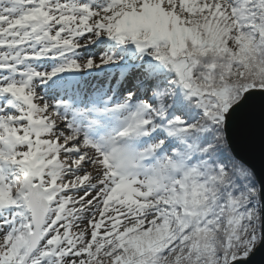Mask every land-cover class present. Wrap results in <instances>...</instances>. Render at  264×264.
Segmentation results:
<instances>
[{
	"label": "snow or ice",
	"instance_id": "obj_1",
	"mask_svg": "<svg viewBox=\"0 0 264 264\" xmlns=\"http://www.w3.org/2000/svg\"><path fill=\"white\" fill-rule=\"evenodd\" d=\"M264 253V0H0V264Z\"/></svg>",
	"mask_w": 264,
	"mask_h": 264
},
{
	"label": "water",
	"instance_id": "obj_2",
	"mask_svg": "<svg viewBox=\"0 0 264 264\" xmlns=\"http://www.w3.org/2000/svg\"><path fill=\"white\" fill-rule=\"evenodd\" d=\"M252 264H264V253H258Z\"/></svg>",
	"mask_w": 264,
	"mask_h": 264
}]
</instances>
